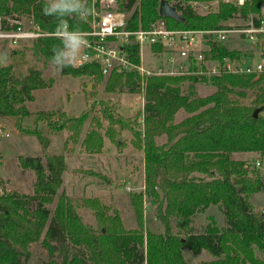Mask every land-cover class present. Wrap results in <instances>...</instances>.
Listing matches in <instances>:
<instances>
[{"label":"trees","instance_id":"1","mask_svg":"<svg viewBox=\"0 0 264 264\" xmlns=\"http://www.w3.org/2000/svg\"><path fill=\"white\" fill-rule=\"evenodd\" d=\"M212 1L166 0L178 19L160 17L159 0H120L119 8L127 13L126 29H145L150 23L162 20L170 30L204 31L223 28L235 18L246 19L249 14H257L263 2L252 0L244 7L219 5L216 12L204 15L195 13L190 6V3ZM68 2L74 10L55 9L45 15V9L54 8L45 0H0V27L8 28L7 20L26 18L45 33H54L61 25H67L69 31H86L85 24L69 16L84 8L88 0ZM5 45L3 41L0 46V117L17 120L29 115L26 103L33 100L32 92L51 87L54 80L44 77L42 69L37 67L23 70L24 49H7ZM66 47L63 38L45 35L33 40L28 50L45 67L54 64L53 58L57 56L66 61ZM152 48L158 50L159 46ZM124 50L128 60L137 64V46L130 45ZM241 52L226 41L211 46L205 54L222 59L240 56ZM58 68L61 75L104 78L103 91L107 93H142L140 130L132 132V139L142 153L143 188L128 195L135 227L124 228L116 211L107 213V207L96 199L86 198L77 204L59 192L66 169L63 155H18L19 167L32 171L34 180L30 194L0 193V264H26L29 246L37 241L50 258L39 264H186L182 249L192 254L203 251L209 256L198 264H264V259L256 253L264 251V213L255 212L249 201L251 194L264 192V180L246 161L230 158L234 152L264 155V117L260 113L253 116L255 109H264V91L245 105L233 100L231 94L244 97L243 88L248 83L230 73L151 75L144 79L140 89L139 76L134 70L111 71L102 76L94 61ZM205 81L215 90L198 96L195 84ZM179 110L186 115L176 121ZM56 115V122L47 119L55 116L54 113L39 111L36 118L47 119L46 128L50 131L66 129L68 139L75 140L86 117L69 119L63 112ZM104 118L107 127L90 120L93 127L80 141L85 151L100 150L99 128L104 129L108 138L112 137V124L130 130L127 119L109 114ZM22 132L34 136L42 150L48 147L49 139L42 128L34 126ZM143 197L155 205V219L162 225L161 231L152 232L144 227ZM53 200L50 213L46 205ZM79 205L90 210L93 226L82 222L77 211ZM209 205L221 207L224 227L216 228L209 217L199 231H192L194 215ZM54 253L58 262L51 259Z\"/></svg>","mask_w":264,"mask_h":264},{"label":"rangeland","instance_id":"2","mask_svg":"<svg viewBox=\"0 0 264 264\" xmlns=\"http://www.w3.org/2000/svg\"><path fill=\"white\" fill-rule=\"evenodd\" d=\"M51 6L57 4L59 0H45ZM252 0H248L246 4H251ZM191 8L195 13L204 15L211 12H216L219 4L207 3H190ZM232 6V5H231ZM243 6V7H244ZM245 19L235 18L228 22V25H242ZM23 27L31 25L30 20L21 19ZM225 24V25H227ZM232 48L245 50L246 46L243 43H238L236 38L227 41ZM2 42L0 41V46ZM30 43H24L18 47H10L5 45L7 49H15L21 51L24 49L25 58L24 66L37 67L42 69L44 77H52L53 85L47 89H38L33 91L36 99L32 102H27L29 115L24 118L14 119L6 117L0 120V193L18 192L30 194L34 173L30 170H23L19 167L18 155H38L42 153H56L64 157L66 169L62 174V183L59 192L62 191L71 200L78 204L80 200L89 198L96 199L102 206L107 207V213L115 210L118 214L122 226L124 228L135 227L134 212L131 208L128 195L138 193L143 188V160L141 150L133 144L132 132L140 130L141 117L139 113L143 104L142 93L135 92H111L103 91L104 78H90L88 76L71 77L69 75H61L59 68L53 63H48L42 67L41 62L31 55L28 50ZM175 45V50L178 48ZM71 50L67 47L65 58L70 59ZM143 66L145 68H155L161 66L165 68V59L169 56L175 61H183L177 51H165L160 55H151L146 46H143ZM182 71L187 69L185 65L181 68ZM195 93L198 96L210 94L215 90V87L209 82H198L195 84ZM246 95L231 94L233 100H237L241 104H251L258 93V89L243 88ZM122 106L120 112L119 107ZM106 110L102 113V110ZM109 110V111H107ZM42 111L45 114L54 113L55 116L47 118L49 122H56V113L63 112L65 117L73 118L79 115L86 117L79 136L75 140L68 139L66 129L60 131H50L46 128L45 120H37L36 113ZM117 115L127 119L129 129H119L115 124L111 125L112 137L108 138L104 134V129L99 128L98 132L102 139V146L97 152H88L80 145V141L84 133L93 127L91 119H95L100 123V126H109L105 115ZM261 114V113H260ZM186 114L179 110L175 114V120L178 121ZM49 117V115H48ZM34 119L35 123H34ZM37 126L42 128L43 134L49 139V145L45 150L37 142L36 138L31 135H26L22 129H31ZM110 131V130H109ZM111 132V131H110ZM109 132V133H110ZM232 159L238 160L243 158H256L254 155L235 152L231 153ZM251 168L256 169L252 163ZM260 172L264 179V158L261 160ZM249 201L256 208L264 210V192L256 193L249 196ZM34 204L31 203V206ZM50 213L54 207V200L46 205ZM143 207V225L152 232L161 231L162 225L155 219V205L147 198L142 199ZM78 215L83 223L94 225V219L89 209L79 205L77 208ZM258 213H260L258 211ZM261 213H263L261 211ZM216 215L224 217L223 211ZM202 216H197L201 219ZM207 222V221H206ZM216 224L217 221L215 220ZM219 222V221H218ZM194 225V222H193ZM192 231H199V228L192 226ZM30 256L26 264H39L42 261H48L46 251L40 247L39 241L31 243L29 246ZM257 255L264 259V251H256ZM184 260L187 264L197 263L199 257L197 254H192L188 249H182ZM199 257V258H198ZM54 261H59L54 253L52 258Z\"/></svg>","mask_w":264,"mask_h":264},{"label":"built area","instance_id":"3","mask_svg":"<svg viewBox=\"0 0 264 264\" xmlns=\"http://www.w3.org/2000/svg\"><path fill=\"white\" fill-rule=\"evenodd\" d=\"M120 0H88L85 7L79 8L69 19L82 22L87 30L69 31L67 25H61L54 33H45L38 27H23L18 21L7 20L8 28L0 27V41H6L10 47H18L25 42L31 43L38 37L52 35L63 38V33L74 32L84 38L86 43L80 49L73 66H81L94 61L102 76L111 71L134 70L139 76L140 89L144 79L151 75H176L181 73L203 74L205 76L230 73L240 76L249 88L264 91V0L257 14H249L242 25H228L213 30H170L162 20H157L145 29H126L127 13L119 8ZM248 0H214L213 4L243 7ZM232 38L237 44L246 46L240 56H226L222 59L207 57L205 51ZM178 48L175 50V45ZM137 46L138 63L127 58L125 47ZM159 46L154 50L152 46ZM143 46L151 55H160L165 51H177L191 70L182 71L184 64L176 63L168 54L166 66L145 68L143 66ZM67 49V47H66ZM66 52V50H65ZM72 58V53L70 54ZM71 58L67 62H71ZM264 117V109L261 110ZM259 162L255 163L258 167Z\"/></svg>","mask_w":264,"mask_h":264},{"label":"crops","instance_id":"4","mask_svg":"<svg viewBox=\"0 0 264 264\" xmlns=\"http://www.w3.org/2000/svg\"><path fill=\"white\" fill-rule=\"evenodd\" d=\"M176 63H178V64H187L186 62H184V61H180V62H176ZM50 88V87H49ZM45 89H47V88H45ZM40 90V89H39ZM35 91V90H34ZM32 94H33V100L34 99H36V95H35V93L34 92H32ZM32 100V101H33ZM31 101V102H32ZM26 107H27V105H26ZM119 107V110H120V112L122 111V106H118ZM28 109V108H27ZM6 117H8V116H2V117H0V120L1 119H5ZM48 151H46V153H47ZM235 153V152H234ZM244 153H248V154H251V155H254L256 158H243V159H238V160H242V161H246V163H248V164H250V163H252L253 164V166H255V163L256 162H259V166L258 167H256L257 168V170L259 171V173H260V175L262 176V174H261V172H260V167H261V160L264 158V155H261V154H259V153H257V152H244ZM50 154H56V153H50ZM232 157H233V155H230V158L232 159ZM233 160H235V159H233ZM262 178H263V176H262ZM264 180V179H263ZM256 194V193H255ZM251 195H253V194H251ZM251 203V202H250ZM252 204V203H251ZM253 205V204H252ZM253 209H254V211L255 212H260L261 213V211L264 213V210H262V209H259V208H256L255 206H253ZM219 212H221V207H219L218 205H209L207 208H205L204 209V211L203 212H200V213H198V214H195L194 215V218H193V222H194V225H193V222H192V226H194L195 228H200V227H202V226H204L207 222H208V218L209 217H212V219H213V221H214V225H215V227L216 228H218V229H222L223 227H224V225H225V218L224 217H222L223 219H221V215H216V214H218ZM202 216L201 217V219L199 220V219H197V216ZM215 220L217 221V224H216V222H215ZM207 221V222H206ZM219 221V222H218ZM181 254H182V250H181ZM199 257H201V258H199V260L197 261V263H195V260H194V264H198L201 260H207L208 258H209V256L205 253V252H200L199 254H197ZM182 257H183V254H182ZM183 260H184V257H183ZM185 261V260H184ZM187 264V263H186Z\"/></svg>","mask_w":264,"mask_h":264},{"label":"clouds","instance_id":"5","mask_svg":"<svg viewBox=\"0 0 264 264\" xmlns=\"http://www.w3.org/2000/svg\"><path fill=\"white\" fill-rule=\"evenodd\" d=\"M55 9H60L62 11L74 10L73 5L71 3H69L68 0H60V3L55 4L53 9H45L44 14L47 15L49 12H51ZM63 42L71 50L72 58H71V62H66L65 60H62L59 56L53 58L54 64H56L60 68H63L65 66H69V65H74V63L78 57L80 49L86 43L84 38H81V36L77 35L74 32L63 33Z\"/></svg>","mask_w":264,"mask_h":264},{"label":"water","instance_id":"6","mask_svg":"<svg viewBox=\"0 0 264 264\" xmlns=\"http://www.w3.org/2000/svg\"><path fill=\"white\" fill-rule=\"evenodd\" d=\"M157 13L160 17L178 19L175 9L170 6L166 0H159ZM261 112L260 108H257L253 112V116L256 117Z\"/></svg>","mask_w":264,"mask_h":264}]
</instances>
